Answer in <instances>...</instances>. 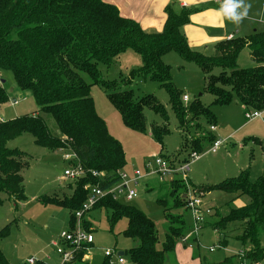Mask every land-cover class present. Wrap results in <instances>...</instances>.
<instances>
[{
  "label": "trees",
  "instance_id": "16d2710c",
  "mask_svg": "<svg viewBox=\"0 0 264 264\" xmlns=\"http://www.w3.org/2000/svg\"><path fill=\"white\" fill-rule=\"evenodd\" d=\"M165 13L161 31H146L105 0H0V72L11 71L17 88L29 91L39 110L49 114L58 129V134H52L39 114L0 120V204L4 202L1 195L12 201L25 198L22 171L28 160L19 149L8 146L10 140L23 133H29L36 145L72 152L86 172L74 179L67 195L42 200L70 211L69 229L75 227L74 213L86 200L85 185L97 184L105 189L119 181L116 172L124 170L123 149L95 111L90 95L92 85L103 88L126 128L148 132L162 149L164 137L169 133L164 106L152 94L135 97L132 89L117 90L120 81L129 83L137 76L158 82L168 94V103L181 133L188 132L190 126L198 131L203 123L215 125L209 105L198 97L188 105L182 104L183 94L172 82L171 68L162 58L168 52H176L183 60L194 62L200 68L205 78L204 90L213 97L210 104H227L234 96L244 111L264 107V31L220 40L215 43L213 54L206 55L191 49L181 30L188 22V10L166 8ZM244 48L249 50L253 66L238 65ZM126 49L138 53L141 66L119 81L104 79L98 63L109 66ZM2 82L0 77V105L8 100V91ZM144 108L159 114L162 122L147 126ZM207 134L191 140L190 152L202 153L211 144L215 137ZM183 142L179 151L183 149ZM189 153L182 160L177 156H159L170 165H180L187 161ZM88 170L104 172V175L93 177ZM175 178L157 192L156 202L161 205L167 222L160 247H157L153 220L130 201L110 196L97 201L80 217L81 229L90 233L88 213L105 209L109 211L107 220L111 228L119 219H127L122 234L138 241L137 246L124 252L133 264H167V257L174 255L176 244L186 233L184 216L179 217L178 212L186 198L180 197L177 190L181 184ZM196 188L202 194L218 189L233 195L223 213L213 214L216 219L210 226L222 237L226 229L228 232L237 229L243 256L225 257L220 264H240L243 259L261 262L264 259V175L252 180L247 171H242L219 184ZM241 196H247L248 202L231 205L232 200H239ZM7 232V225L0 229V234ZM91 247L92 243H83L73 259L65 264L82 261ZM109 260L104 255L102 264H109ZM0 264H10L1 250ZM36 264L50 263L38 260Z\"/></svg>",
  "mask_w": 264,
  "mask_h": 264
},
{
  "label": "rangeland",
  "instance_id": "374dc122",
  "mask_svg": "<svg viewBox=\"0 0 264 264\" xmlns=\"http://www.w3.org/2000/svg\"><path fill=\"white\" fill-rule=\"evenodd\" d=\"M263 1L243 0L244 5L247 6L244 16L255 18L261 30H264V8H261ZM241 10L237 9V14ZM213 52L214 50L211 49L204 54L212 55ZM162 58L171 68V78L175 87L181 94H186L189 98L182 104L188 105L198 97L203 104L209 105L216 125L215 132L209 130L210 124L203 123L198 131L190 126L188 132L181 133L168 103L166 90L150 78L142 79L136 76L129 83L120 81L117 90L132 89L135 97L152 94L164 106L168 116L169 133L164 137L163 149L148 132L139 133L123 125L119 113L108 101L103 88L92 85L90 95L94 102L95 111L104 120L109 134L117 139L122 146L125 160L123 169L127 172L135 169L145 170L146 166L154 164V157L159 154L171 158L177 156L179 160H182L184 155L190 152L191 140L197 136H208V132L215 138L226 139L215 153L204 152L208 148L207 145L203 149L202 152L204 153L201 157L190 164L186 179L188 186L181 176L175 178L181 184L177 191L182 199H185L184 194H187V197L188 195L199 194L202 201L203 221L200 227H206L199 228L196 233L194 219L186 200H183V207L178 211L179 217L183 218L184 216L186 233L182 238L190 235L187 241L191 246H195L198 238L193 239V236H199L200 243L191 249L190 256L191 258L194 256L205 257L211 262H217L225 256L242 252L241 243L237 238L239 233L237 229L230 232L226 229L223 233L224 237H227L224 242L225 245L223 247L218 246L212 252L208 250L212 244L218 245V234L210 226V223L216 219L213 214L216 211L223 213L224 207L227 206L226 203L232 199L233 195L218 189L202 194L196 187L206 184H219L226 179L237 177L242 171H247L252 180L264 175V158H262L264 153V114L259 118L246 121L245 111L234 96L227 104H210L213 97L204 90V75L194 62L183 60L176 52H168ZM141 63V57L138 53L132 49H126L118 54L109 66L101 63H98L97 66L104 79L119 81L124 77H129L131 71L138 69ZM238 64L240 67L252 65L247 50L244 49L240 54ZM0 77L8 91V100L0 105L1 119L9 120L21 115L39 114L48 130L52 134H58L54 119L49 114L39 110V106L29 91L17 88L11 71H1ZM11 88L13 89L11 90ZM14 100L16 103L12 104L11 102ZM249 111L252 112L253 110ZM143 113L147 126L162 122L161 116L149 108H144ZM182 142L184 150L179 151ZM8 146L23 152L27 157L28 165L22 171L25 198L12 201L5 195H1L4 202L0 204V229L7 225L8 232L0 234V250L10 264H27L28 258L31 257L57 264L60 257L56 253V247L51 243L52 241L58 242L60 232L68 228L70 211L56 203L42 202V200L59 199L71 191L74 180H66L61 177L64 167L68 165L67 161L63 159L66 151L64 149L50 150L36 145L29 133H23L10 140ZM170 180H160L155 175L140 179L135 186L137 196L130 201L153 220L158 235L157 247H160L164 240L167 222L163 217L161 205L156 202V197L157 192H161ZM247 202L248 197L241 196L239 200H232L231 205L237 206ZM206 208H210L209 214L204 212ZM108 214L109 211L105 209H95L88 213L87 218L91 223L88 229L91 230L90 233L93 236L92 247L88 250L90 257L88 260L82 258V261L74 264H102L106 249L114 251L109 264H120L116 262L118 252H123L120 257L125 264H133L129 255L124 254V252L133 246H137L138 241L122 234L127 225L126 218L119 219L111 228L107 220ZM183 244L179 240L176 247L178 249L181 247L182 250L184 249ZM185 246L186 249L191 248L186 244ZM181 261L184 260H179L174 253L172 257H167L166 263L180 264ZM261 264H264V259Z\"/></svg>",
  "mask_w": 264,
  "mask_h": 264
},
{
  "label": "built area",
  "instance_id": "2783aa9c",
  "mask_svg": "<svg viewBox=\"0 0 264 264\" xmlns=\"http://www.w3.org/2000/svg\"><path fill=\"white\" fill-rule=\"evenodd\" d=\"M264 7V3L262 4ZM231 38V36H229ZM228 38V39H229ZM188 96L186 94L182 95V101H188ZM12 104L16 103V100L11 102ZM264 114V107L262 109H253L252 112L249 110L244 112V117L246 121H250L256 118L261 117ZM210 131L215 130V125L209 126ZM226 141V139L214 138L211 144L208 146L207 150L204 152L215 153L217 149ZM66 152L63 155V159L67 161L68 165L64 167L63 173L61 175L62 179L66 180H74L81 176H83L86 172L79 165V163L75 159V155L65 150ZM197 153L195 151H191L188 155L187 161L181 163L180 165H170L163 157L155 156L154 164L146 166L145 170L135 169L131 172H127L124 170H118L116 173L119 177V181L105 189H100L97 184L95 185H85L84 189L88 191L86 196V200L84 201L82 208L74 213L76 218V225L73 229L67 228L66 230H62L59 234V241H52V245L56 247V253L59 255L60 260L57 264H65L73 259L75 252L82 246L83 243L91 244L93 242V236L89 232H85L81 229L79 224L80 217L89 210L97 201L100 199L110 196L113 199H122L124 201H131L137 196V191L135 186L138 181L142 178L149 177L152 175L157 176L160 180L162 179H173L175 177L181 176L186 183L187 172L189 170V166L195 160H198L201 155L204 153ZM262 158H264V153L262 154ZM93 177H103L104 172H98L96 170H88ZM184 198H186L187 206L190 209L191 215L194 219L195 233L200 228V224L203 221V211L201 210V196L199 194L188 195L184 194ZM206 214L210 213V208H206L204 211ZM190 235L182 238L181 241L187 246H191L188 243ZM197 236H193L195 239ZM216 248V246L209 247V250L212 251ZM112 254L114 251L110 249L104 250V255L108 256L110 259L112 258ZM238 258L243 256L242 252L236 253ZM38 260L34 257L28 258L27 264H36ZM117 262L122 263L123 259L118 254ZM240 264H261V262L251 263L246 260H242Z\"/></svg>",
  "mask_w": 264,
  "mask_h": 264
},
{
  "label": "crops",
  "instance_id": "0c3cea01",
  "mask_svg": "<svg viewBox=\"0 0 264 264\" xmlns=\"http://www.w3.org/2000/svg\"><path fill=\"white\" fill-rule=\"evenodd\" d=\"M105 1L114 4L118 8L119 13L121 15L137 21L138 24L146 31H161L163 29L166 20V13H165L166 8H171L176 10L182 8L187 9L188 22L181 27V30L186 37L189 47L203 54L206 51H210L211 49L213 50L215 43L223 39H228L229 36H231V38L237 36L245 37L249 34H252L255 31H264L259 28V24L257 20L255 18H251L250 16H243L239 22H232L229 21L226 17H224L221 14L220 9H221V5L224 4L226 0H105ZM263 3L264 1L261 3L262 9L264 8L262 6ZM244 49L247 50L249 54V50L247 48ZM253 65L254 62L252 60L251 66ZM12 89L13 88H11V90ZM240 107L243 109V106L240 105ZM0 120L3 119L0 118ZM215 131H216V125L214 132ZM204 227L206 226H202L201 228ZM217 234L216 235L218 238L217 240L218 245L212 244V246H216V248H218V246L223 247L225 245L224 242L227 237L226 238L222 237V235H220L219 232H217ZM196 238L198 239L197 242L194 244L195 246L200 243L199 236ZM195 246H191V248L186 249L185 248L186 246L184 245L183 247L184 249L182 250L181 247H179L178 249L175 246L174 253L176 257L179 260H184L181 261L180 264H220L225 257H228L225 256L223 259L217 262H211L207 258L205 257L201 258L200 256H194L191 258L190 251ZM231 255L234 254H230L229 256ZM89 257H90L89 253L83 256V258L86 260H88ZM44 261L50 264H54L48 262V260H44ZM120 264H125V263L123 261Z\"/></svg>",
  "mask_w": 264,
  "mask_h": 264
},
{
  "label": "clouds",
  "instance_id": "9594fccd",
  "mask_svg": "<svg viewBox=\"0 0 264 264\" xmlns=\"http://www.w3.org/2000/svg\"><path fill=\"white\" fill-rule=\"evenodd\" d=\"M237 9H242L239 14L236 12ZM220 11L229 21L239 22L246 14L247 6L244 5L243 0H226V2L221 5Z\"/></svg>",
  "mask_w": 264,
  "mask_h": 264
},
{
  "label": "water",
  "instance_id": "95a60500",
  "mask_svg": "<svg viewBox=\"0 0 264 264\" xmlns=\"http://www.w3.org/2000/svg\"><path fill=\"white\" fill-rule=\"evenodd\" d=\"M118 254L122 255V252H119Z\"/></svg>",
  "mask_w": 264,
  "mask_h": 264
}]
</instances>
